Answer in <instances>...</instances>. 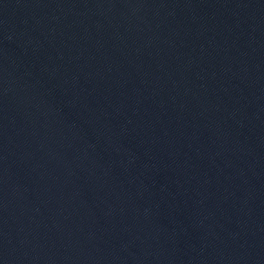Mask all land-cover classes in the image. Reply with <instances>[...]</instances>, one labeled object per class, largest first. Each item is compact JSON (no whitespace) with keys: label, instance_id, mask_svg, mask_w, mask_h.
<instances>
[{"label":"water","instance_id":"95a60500","mask_svg":"<svg viewBox=\"0 0 264 264\" xmlns=\"http://www.w3.org/2000/svg\"><path fill=\"white\" fill-rule=\"evenodd\" d=\"M0 264H264V0H0Z\"/></svg>","mask_w":264,"mask_h":264}]
</instances>
